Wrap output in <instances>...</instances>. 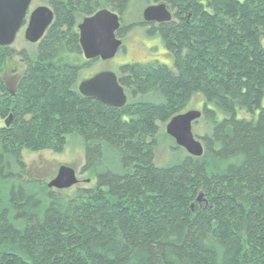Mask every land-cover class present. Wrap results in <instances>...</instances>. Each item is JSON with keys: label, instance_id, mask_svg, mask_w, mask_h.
Listing matches in <instances>:
<instances>
[{"label": "trees", "instance_id": "16d2710c", "mask_svg": "<svg viewBox=\"0 0 264 264\" xmlns=\"http://www.w3.org/2000/svg\"><path fill=\"white\" fill-rule=\"evenodd\" d=\"M129 1L50 0L55 20L35 58L21 53L14 91L2 78L14 52L0 47V182H16L0 190V264H264V0H148L174 10L149 31L174 70L122 66L127 103L114 109L76 88L88 65L77 17L122 16ZM195 94L212 122L203 155L158 167V123ZM71 136L92 188L25 179L23 150L61 153Z\"/></svg>", "mask_w": 264, "mask_h": 264}, {"label": "rangeland", "instance_id": "374dc122", "mask_svg": "<svg viewBox=\"0 0 264 264\" xmlns=\"http://www.w3.org/2000/svg\"><path fill=\"white\" fill-rule=\"evenodd\" d=\"M49 1L50 0H32L28 15L38 7H49ZM159 4L164 3H154L148 0H130L128 2L123 15H119L122 22L120 39L123 41V47L110 61L103 62L100 60H93L87 62L88 65L80 71L78 75L76 88L81 82L101 72H113L117 77H120V68L128 64L145 65L158 62L174 70L173 63L175 59L173 53L166 49L163 41L157 34L149 33L152 27L143 23V11L150 6H157ZM101 9L110 10L106 6L99 8V10ZM169 9L167 8L173 19L174 10ZM85 17L86 16L79 15L77 17V25L80 24ZM25 29L26 25L17 33L13 44L10 46L14 54L5 63L2 70V78L7 87L12 91L15 90L16 84L26 66L21 53L35 58L36 45L26 42L24 38ZM142 99L147 98L143 97ZM203 105V96L195 94L190 99L186 110L182 113L184 114L188 111L201 112V117L192 124L191 129L193 137L200 143V138L210 133L212 125L211 121L203 117ZM260 105L264 108V99L261 100ZM169 122L170 120L165 123H158V133L155 137L156 145L154 148V163L158 167L170 166L187 155L186 151L178 147L176 143H174V139L166 134V126ZM5 123V120H0V128L3 127ZM21 154L22 162L25 165L26 180L42 182L48 188V184L56 178L59 169L61 167H68L74 170L78 184L69 189L59 191L63 195L69 196L78 188H92L95 185L94 178L91 174L80 173L85 163V156L83 143L77 136H71L67 139L66 145L61 153H53L49 150L40 152L23 150ZM12 183L16 182H0V190L2 192L6 191Z\"/></svg>", "mask_w": 264, "mask_h": 264}, {"label": "water", "instance_id": "95a60500", "mask_svg": "<svg viewBox=\"0 0 264 264\" xmlns=\"http://www.w3.org/2000/svg\"><path fill=\"white\" fill-rule=\"evenodd\" d=\"M32 0H0V47H10L19 32ZM143 23L163 24L172 20L164 4L150 6L143 11ZM53 23V13L48 7H38L30 14L24 34L29 44L39 43L46 30ZM79 45L86 61L100 59L112 60L119 52L122 42L116 34L121 29L118 14L101 9L85 17L77 26ZM81 96L95 99L102 104L121 109L127 103V96L119 84L118 77L109 71L101 72L81 82L78 86ZM201 117V112L188 111L173 117L166 126V134L174 139L176 145L192 157L203 155L202 144L192 134V124ZM78 184L74 170L61 167L56 178L48 188L66 190Z\"/></svg>", "mask_w": 264, "mask_h": 264}, {"label": "flooded vegetation", "instance_id": "af4514ba", "mask_svg": "<svg viewBox=\"0 0 264 264\" xmlns=\"http://www.w3.org/2000/svg\"><path fill=\"white\" fill-rule=\"evenodd\" d=\"M31 4H32V2H31ZM31 4H30V6H31ZM51 11H52V13H53V21L55 20V12H54V10H53V8L49 5V7H48ZM29 9H30V7H29ZM29 9H28V11H27V14H26V17H25V19H24V21H23V24H22V26H21V28H20V30L22 29V27L23 26H25L26 25V29H27V26H28V21H29V17H30V14L28 15V12H29ZM35 10V9H34ZM122 23V22H121ZM146 25H148V26H150L151 24H146ZM78 26V25H77ZM77 26H76V29H77ZM121 27H122V24H121ZM26 29H25V31H26ZM49 29V28H48ZM47 29V30H48ZM19 30V31H20ZM47 30H46V32H47ZM77 31H78V29H77ZM120 31V30H119ZM45 32V33H46ZM25 34V33H24ZM79 36V35H78ZM116 36H117V34H116ZM118 39H120V37H117ZM121 40V39H120ZM121 42H122V46H121V48L123 47V41L121 40ZM40 43V42H39ZM39 43H37V44H34V45H38ZM80 46V45H79ZM121 48H120V50H121ZM81 49V48H80ZM119 50V51H120ZM82 52V51H81ZM82 57H83V54H82ZM83 59H84V57H83ZM95 60H100V59H95ZM94 60V61H95ZM84 61L85 62H89V61H86L85 59H84ZM93 61V60H92ZM101 61V60H100ZM79 86V85H78ZM77 90H78V87H77Z\"/></svg>", "mask_w": 264, "mask_h": 264}, {"label": "bare ground", "instance_id": "6f19581e", "mask_svg": "<svg viewBox=\"0 0 264 264\" xmlns=\"http://www.w3.org/2000/svg\"><path fill=\"white\" fill-rule=\"evenodd\" d=\"M175 143V142H174Z\"/></svg>", "mask_w": 264, "mask_h": 264}]
</instances>
